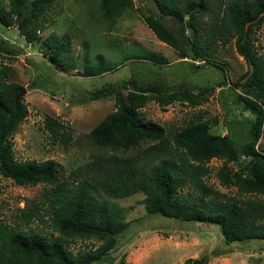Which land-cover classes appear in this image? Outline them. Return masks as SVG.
<instances>
[{
	"label": "trees",
	"instance_id": "obj_1",
	"mask_svg": "<svg viewBox=\"0 0 264 264\" xmlns=\"http://www.w3.org/2000/svg\"><path fill=\"white\" fill-rule=\"evenodd\" d=\"M0 0V24L16 25L26 43L44 30L47 12L54 0ZM160 14L143 19L155 37L187 57L202 64L218 48L233 43L249 70L231 83L234 103L251 117L248 140L239 145L233 139L210 131L201 113L168 132L161 124L146 120L140 109L153 100L161 109L173 102L198 106L207 100L213 87L194 91L190 87L167 89L161 82L143 83L134 77L119 83H106L89 92L86 100L112 98L114 109L91 128L88 137L103 152L95 155L77 171L73 179L59 175L54 159L19 160L14 155L12 134L24 120L27 109L16 82H7L9 65L0 67V177L18 185L43 184L49 187L40 202L20 210L22 225L0 220V264H91L103 260L126 231L129 222L114 202L100 200L94 193L108 198H125L134 193L145 195L146 213L159 214L180 221L216 225L226 243L250 239L264 240V51L258 53L255 31L264 24V0H153ZM98 19L116 21L132 0H96ZM162 15L177 19L178 29L188 43L173 33L161 20ZM207 16L206 19L204 17ZM48 59L67 70L69 43L67 34L49 33L44 38ZM83 47L82 75L98 76L120 65L101 54L89 60ZM166 64L160 53L130 55ZM130 57H126L130 58ZM92 61V62H91ZM91 62V63H90ZM211 63L222 70V63ZM197 67V65H196ZM79 72V71H78ZM238 89H240L238 91ZM43 126L50 135L69 139V132L58 119L46 116ZM218 159L219 184L235 188L225 200H210L220 192L206 181L208 162ZM242 159L243 162H239ZM235 164V165H233ZM186 188V192L183 189ZM42 214L48 216L52 231L28 226ZM92 240L98 245L72 252L75 240ZM182 264H206L205 257L186 258Z\"/></svg>",
	"mask_w": 264,
	"mask_h": 264
},
{
	"label": "rangeland",
	"instance_id": "obj_2",
	"mask_svg": "<svg viewBox=\"0 0 264 264\" xmlns=\"http://www.w3.org/2000/svg\"><path fill=\"white\" fill-rule=\"evenodd\" d=\"M96 4V0H54L47 12V21L43 23L46 28L38 31V36L29 43L20 36L15 24L11 27L0 24V67L9 65L6 81L25 88L21 98L27 113L12 134L17 159H54L58 163L59 175L71 181L74 176L69 175L76 174L85 163L103 152L92 144L88 133L114 109L112 98L86 100L89 92L129 77L143 83L161 82L167 89L190 87L196 91L204 86L213 87L207 100L198 106L173 102L161 109L150 100L140 113L144 119L161 124L168 132L201 113L212 133L229 137L239 145L248 140L247 130L252 116L234 103L231 83L249 68L232 42L211 54L210 62H193L159 41L146 25L144 15L160 14L153 0H132L111 25L98 19ZM161 20L184 43H188L186 36L189 33L185 32L186 36L180 33L175 17L162 15ZM49 33L67 34L69 58L66 71L57 69L48 59L49 48L43 40ZM255 35L258 53H263L264 24ZM85 45L89 48V60L101 54L105 60H121V64L98 76L82 75L81 57ZM143 52L160 53L168 62L158 64L130 57ZM126 57L130 58L126 60ZM211 61L222 63L225 75ZM46 116L64 124L69 132L68 140L50 135L43 126ZM259 141L264 145V130ZM220 165L221 161L215 158L208 162L206 181L221 193L219 197L211 196L210 200H225L236 192L233 187L219 184L216 170ZM48 189L40 183L24 186L0 177V220L25 225L20 210L40 202ZM94 193L100 200L117 204L122 209V218L129 225L118 236L115 248L103 260L91 264H182L189 257H205L206 264H264L262 239L226 243L214 224L148 214L143 205L145 195L141 192L125 198H108L98 190ZM42 215L44 222L36 219L28 226L52 231L48 216ZM258 225L264 226V220ZM97 245L92 240L77 239L70 244V249L75 253Z\"/></svg>",
	"mask_w": 264,
	"mask_h": 264
},
{
	"label": "water",
	"instance_id": "obj_3",
	"mask_svg": "<svg viewBox=\"0 0 264 264\" xmlns=\"http://www.w3.org/2000/svg\"><path fill=\"white\" fill-rule=\"evenodd\" d=\"M24 93H25V88L21 87V89L19 90L18 94L15 97V101H17Z\"/></svg>",
	"mask_w": 264,
	"mask_h": 264
}]
</instances>
